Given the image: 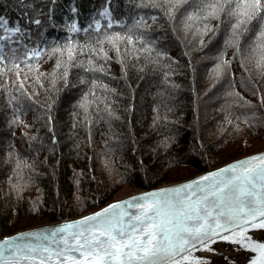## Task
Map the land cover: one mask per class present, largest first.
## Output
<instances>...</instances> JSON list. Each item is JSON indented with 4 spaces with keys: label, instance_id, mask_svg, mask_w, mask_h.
Masks as SVG:
<instances>
[{
    "label": "trees",
    "instance_id": "1",
    "mask_svg": "<svg viewBox=\"0 0 264 264\" xmlns=\"http://www.w3.org/2000/svg\"><path fill=\"white\" fill-rule=\"evenodd\" d=\"M170 7L0 0L20 29L0 41V238L264 150V67L252 51L264 19L234 35L226 13L187 19L200 0ZM65 46L83 54L68 64L52 51Z\"/></svg>",
    "mask_w": 264,
    "mask_h": 264
},
{
    "label": "snow or ice",
    "instance_id": "2",
    "mask_svg": "<svg viewBox=\"0 0 264 264\" xmlns=\"http://www.w3.org/2000/svg\"><path fill=\"white\" fill-rule=\"evenodd\" d=\"M182 2L187 0H163V4L171 6L169 13ZM222 13L235 19L232 24L235 35L242 25L258 16L264 19V0H200L198 12L187 19L219 18ZM102 15L107 16V10ZM142 21L143 18L138 23ZM7 24L0 17V29L9 34L0 35V41L20 32L19 27L9 28ZM99 28L97 22L96 29ZM107 39L119 53L115 41L124 37L116 34ZM127 39L132 43L130 36ZM254 45L257 67H264V26L255 37ZM3 49L4 45L0 44V61L4 60ZM52 51L60 52L62 57L66 55L68 64L83 54L72 46ZM101 53L107 58L103 49ZM39 55L33 50L32 56ZM88 63L92 64L91 57ZM14 67L19 69L20 65L17 63ZM60 67L58 60L56 69ZM85 70L103 71V67ZM16 75L19 77L20 72ZM52 75L54 83L55 70ZM67 75L65 69L63 78ZM81 107L87 111L86 103ZM228 173L232 175L226 176ZM249 229L264 230V154L238 161L184 185L114 203L79 221L50 229L47 234H26L39 237L38 243L18 245L15 241L20 237L6 239L0 242V249L13 255L5 258L4 251H0V264H182L189 260L190 250L197 244L204 250H212L209 245L216 239L249 248L257 253L251 264H264V242L248 236ZM228 259L225 257L226 264ZM192 264L208 262L194 260Z\"/></svg>",
    "mask_w": 264,
    "mask_h": 264
},
{
    "label": "water",
    "instance_id": "3",
    "mask_svg": "<svg viewBox=\"0 0 264 264\" xmlns=\"http://www.w3.org/2000/svg\"><path fill=\"white\" fill-rule=\"evenodd\" d=\"M259 154H264V150H259L255 152H251L249 154L240 156L238 158L232 159L230 161H227L219 166H216L212 169L202 171L198 174H195L194 176H191L186 179H180L179 181L162 184L160 186L148 188V189H140L138 191L132 192L130 194H127L125 196H122L118 199L109 201L108 203L102 205L101 207L88 211L87 213L76 215V217H72L65 220L60 221H53L48 223H43L39 225H35L33 227L24 228L22 230L16 231L14 233H11L9 235L4 236V238H0V242H3L6 239H10L13 237H20V239H17L15 241L18 245H24V244H34L39 242V237L35 236H28L26 234L28 233H43L47 234L48 230L54 229L57 227H61L65 224L74 223L76 221H79L83 219L84 217L91 216L97 212L102 211L103 209L107 208L109 205H112L114 203L123 202L126 200H131L133 197H139L145 193H151L155 191H159L166 188H173L180 185H184L187 183H190L192 181L198 180L200 177L206 176L210 173L217 172L220 169L226 168L229 165H232L238 161L244 160L246 158L256 156ZM232 175L231 173L226 174V176ZM129 211L134 212L135 209H129ZM222 235H229V233H222ZM248 236L252 237L254 241L257 242H264V230L262 229H249ZM209 247L212 250H204L201 245L197 244L195 248H192L191 255L189 257V260L183 261L182 264H192L194 260H204L207 261L208 264H226L225 257H228L227 264H251V261L256 258L257 253L252 252L249 248L243 247L241 245L233 244L229 241H225L222 239H216L214 243H211ZM0 251H4L3 249H0ZM13 255L11 251H4V257L7 258L9 256ZM179 259V257H178Z\"/></svg>",
    "mask_w": 264,
    "mask_h": 264
},
{
    "label": "rangeland",
    "instance_id": "4",
    "mask_svg": "<svg viewBox=\"0 0 264 264\" xmlns=\"http://www.w3.org/2000/svg\"><path fill=\"white\" fill-rule=\"evenodd\" d=\"M138 191V190H137ZM135 192V191H134ZM132 193V192H131ZM130 194V193H129ZM125 195H127V194H125ZM125 195H123V196H125ZM122 197V196H121Z\"/></svg>",
    "mask_w": 264,
    "mask_h": 264
},
{
    "label": "bare ground",
    "instance_id": "5",
    "mask_svg": "<svg viewBox=\"0 0 264 264\" xmlns=\"http://www.w3.org/2000/svg\"><path fill=\"white\" fill-rule=\"evenodd\" d=\"M171 183V182H170Z\"/></svg>",
    "mask_w": 264,
    "mask_h": 264
}]
</instances>
